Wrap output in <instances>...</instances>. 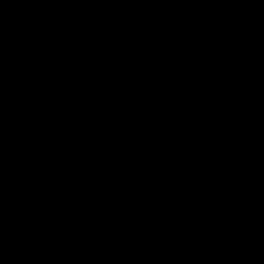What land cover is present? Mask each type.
<instances>
[{
	"label": "trees",
	"instance_id": "1",
	"mask_svg": "<svg viewBox=\"0 0 264 264\" xmlns=\"http://www.w3.org/2000/svg\"><path fill=\"white\" fill-rule=\"evenodd\" d=\"M93 9L110 79L96 107L109 124H147L152 90L187 99L197 69L188 60L209 50L223 94L218 104L194 98L191 131L210 166L175 183L168 159L185 150L175 135L130 158L94 155L68 114L63 131L44 135L0 86V264H264V0H95ZM30 61L0 29V76Z\"/></svg>",
	"mask_w": 264,
	"mask_h": 264
},
{
	"label": "rangeland",
	"instance_id": "2",
	"mask_svg": "<svg viewBox=\"0 0 264 264\" xmlns=\"http://www.w3.org/2000/svg\"><path fill=\"white\" fill-rule=\"evenodd\" d=\"M94 3L95 0H0V29L31 56L24 70L0 76V86L16 113L44 135L63 131L68 114L79 125L78 138L94 155L130 158L137 149H150L158 135H175L185 150L168 159L171 167L180 170L173 181L195 182L211 161L207 151L196 145L191 131L198 116L193 100L218 104L223 89L216 87L215 77L222 72L210 61L209 50L201 46L188 60L197 69L189 73L192 85L189 84L187 99L177 89L152 90L149 98L153 114L147 124L105 122L96 104L110 85L109 68L101 46L93 41ZM254 34L259 33L254 30ZM147 172L145 167L141 174ZM242 263L248 261L242 259ZM130 264H139V260Z\"/></svg>",
	"mask_w": 264,
	"mask_h": 264
}]
</instances>
